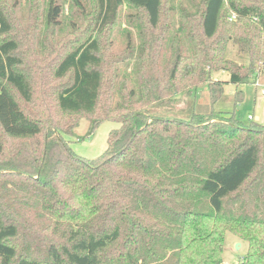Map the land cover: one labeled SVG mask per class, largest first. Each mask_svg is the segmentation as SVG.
I'll return each instance as SVG.
<instances>
[{
    "label": "trees",
    "instance_id": "trees-1",
    "mask_svg": "<svg viewBox=\"0 0 264 264\" xmlns=\"http://www.w3.org/2000/svg\"><path fill=\"white\" fill-rule=\"evenodd\" d=\"M25 4L41 50L62 49L39 80L0 0V264H221L228 232L247 244L237 264H264V124L214 110L264 76V0ZM124 6L139 41L117 56ZM202 85L211 109L175 117ZM81 117L87 135L118 124L91 159L67 140Z\"/></svg>",
    "mask_w": 264,
    "mask_h": 264
},
{
    "label": "rangeland",
    "instance_id": "rangeland-1",
    "mask_svg": "<svg viewBox=\"0 0 264 264\" xmlns=\"http://www.w3.org/2000/svg\"><path fill=\"white\" fill-rule=\"evenodd\" d=\"M7 0L10 11L16 19L18 29L16 30L19 38L24 41L23 53L25 63L28 67L35 65L33 74L37 75L39 80L49 79V70L52 65V51L58 52L62 49L60 45L54 44L52 41H43L45 50H41L38 44V32L28 30L29 20L26 18L28 13L25 0ZM183 4L188 5L187 2ZM131 16V17H129ZM135 11L127 6H124L120 11L119 23L113 32L111 52L114 55L122 56L125 54L127 43L136 46L139 41L138 31L135 25ZM133 19V20H132ZM131 20V21H130ZM30 31V32H29ZM43 35L45 32L43 31ZM26 35V36H25ZM61 44V43H60ZM226 57L236 62H241V59L236 55V48L232 43L227 46ZM31 64V65H30ZM132 65L129 67H121V74L132 72ZM34 76V75H33ZM211 78L219 81H228L229 75L227 72H214ZM256 82L260 87H255ZM255 83V84H254ZM243 91V100L234 105L233 95L234 86L227 84L224 89L222 98L214 105V110L219 112L235 111L236 117L241 121H247L249 116L253 122L264 124V95H261L260 89H264V76L255 78L253 84H245L240 87ZM212 105L209 102L208 89L206 85L198 88L197 93L189 97H181L176 104L174 116L187 119L192 113L208 112ZM79 126L75 130L73 137H68L71 149L80 157L94 158L100 155L106 148V141L109 132L118 127V124L111 121L101 123L96 131L87 135L89 122L86 118L78 119ZM247 252V244L238 240L231 233H226L224 238V250L222 254L223 262L221 264H237Z\"/></svg>",
    "mask_w": 264,
    "mask_h": 264
},
{
    "label": "built area",
    "instance_id": "built-area-1",
    "mask_svg": "<svg viewBox=\"0 0 264 264\" xmlns=\"http://www.w3.org/2000/svg\"><path fill=\"white\" fill-rule=\"evenodd\" d=\"M233 18H234V16L231 17V19H233ZM254 86L255 87H260L259 83H257V82H256V85H254ZM260 93H261V95H264V89H260ZM249 118H251V117L249 116Z\"/></svg>",
    "mask_w": 264,
    "mask_h": 264
}]
</instances>
